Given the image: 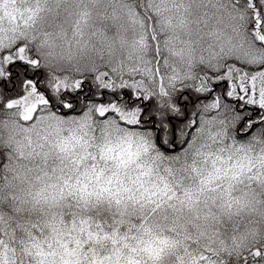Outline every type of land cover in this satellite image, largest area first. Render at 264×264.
Returning a JSON list of instances; mask_svg holds the SVG:
<instances>
[{
    "label": "snow or ice",
    "instance_id": "obj_1",
    "mask_svg": "<svg viewBox=\"0 0 264 264\" xmlns=\"http://www.w3.org/2000/svg\"><path fill=\"white\" fill-rule=\"evenodd\" d=\"M0 264H264V0H0Z\"/></svg>",
    "mask_w": 264,
    "mask_h": 264
},
{
    "label": "clouds",
    "instance_id": "obj_2",
    "mask_svg": "<svg viewBox=\"0 0 264 264\" xmlns=\"http://www.w3.org/2000/svg\"><path fill=\"white\" fill-rule=\"evenodd\" d=\"M109 24H111V21H109ZM114 28V27H113ZM115 29V28H114ZM114 32V31H113ZM58 69H64L67 70L66 65L63 62L60 63H54V67L52 68L53 71H57Z\"/></svg>",
    "mask_w": 264,
    "mask_h": 264
},
{
    "label": "rangeland",
    "instance_id": "obj_3",
    "mask_svg": "<svg viewBox=\"0 0 264 264\" xmlns=\"http://www.w3.org/2000/svg\"><path fill=\"white\" fill-rule=\"evenodd\" d=\"M129 2H132V0H129ZM110 31L113 32V31H115V29H114V28H110ZM177 146H178V147H177L176 150H173V149H170V150L168 149V150H167V149H166V151H172V152L179 151V150H180V149H179V145H177ZM178 149H179V150H178Z\"/></svg>",
    "mask_w": 264,
    "mask_h": 264
},
{
    "label": "trees",
    "instance_id": "obj_4",
    "mask_svg": "<svg viewBox=\"0 0 264 264\" xmlns=\"http://www.w3.org/2000/svg\"><path fill=\"white\" fill-rule=\"evenodd\" d=\"M135 3H136V5H137V7H139V0H135ZM195 100V98H193V101ZM179 149H180V146H179ZM178 149V150H179Z\"/></svg>",
    "mask_w": 264,
    "mask_h": 264
},
{
    "label": "flooded vegetation",
    "instance_id": "obj_5",
    "mask_svg": "<svg viewBox=\"0 0 264 264\" xmlns=\"http://www.w3.org/2000/svg\"><path fill=\"white\" fill-rule=\"evenodd\" d=\"M177 147H178V146H176L175 148H173V150H176V149H177ZM166 149H167V148H166ZM166 149H165V150H166ZM167 150H168V149H167ZM169 150H170V149H169Z\"/></svg>",
    "mask_w": 264,
    "mask_h": 264
}]
</instances>
